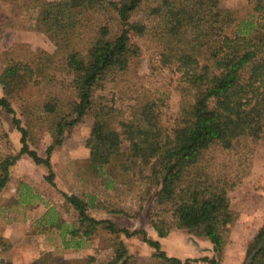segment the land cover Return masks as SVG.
Returning <instances> with one entry per match:
<instances>
[{
	"label": "trees",
	"instance_id": "1",
	"mask_svg": "<svg viewBox=\"0 0 264 264\" xmlns=\"http://www.w3.org/2000/svg\"><path fill=\"white\" fill-rule=\"evenodd\" d=\"M144 1H34L32 27L55 49L9 56L0 72V109L20 135L19 153L0 160V194L9 168L24 155L47 168L44 180L54 187L55 147L90 117L81 180L100 179L105 193L129 199L134 216L151 200L149 223L159 238L183 230L207 239L215 256L169 257L145 231L91 216L89 210L103 204L93 193H61L75 219L69 226L50 207L41 220L49 239L59 238L63 250H78L105 232L114 237V256L105 264H133L121 237H141L160 264H222L228 226L239 218L229 191L249 174L256 146L264 142V0H246L236 9L224 8L222 0H157L143 9ZM133 38L146 41L158 67L178 76L191 94L169 126L162 119L163 97L132 80L142 56ZM36 131L53 139L45 157L31 148ZM122 135L131 138L128 151L121 149ZM115 206L105 211L129 214ZM10 248L0 236V251ZM28 264L85 260L49 250ZM242 264H264V223L246 245Z\"/></svg>",
	"mask_w": 264,
	"mask_h": 264
},
{
	"label": "rangeland",
	"instance_id": "2",
	"mask_svg": "<svg viewBox=\"0 0 264 264\" xmlns=\"http://www.w3.org/2000/svg\"><path fill=\"white\" fill-rule=\"evenodd\" d=\"M35 0H0V72L5 66L6 58H23L24 53L35 50H44L48 53L54 52V46L46 39L45 35L35 31L32 27L31 19L34 17ZM157 0H145L143 9L156 3ZM247 5L246 0H222L221 6L224 8L236 9ZM133 42L138 43L142 50L141 58L133 66L132 80L145 86L157 95L163 97L165 105L163 108V122L170 125L179 115L181 107L191 101V94L183 89L179 77L169 73L167 70L158 67L154 60L152 49L149 44L141 39L133 38ZM14 45H24L22 48L11 51ZM108 91V89H107ZM106 92V91H105ZM105 92H98L105 93ZM3 89L0 85V97ZM14 109L18 112V105L13 103ZM92 120L85 117L79 124L70 128L64 136L61 146L55 147L52 158L54 164V181L56 186H50L44 177L49 174L47 168L43 166L35 167L34 163L23 156L24 161L17 162L9 168L10 179L7 187L0 194V236L4 237L11 248L5 252L0 251V264H28L42 252L49 250L58 251L67 260L84 259L85 264H105L114 256V249L110 246L114 237L102 231H97L89 242L78 250H63L59 238L53 236L49 239L48 227L37 221L48 213L49 208L55 209L56 216L70 226L74 222V210L64 202L61 193L95 194L97 200L103 204L100 208H91L89 214L97 219H110L119 227L129 230H143L148 238L157 240L161 248L169 257L180 260H196L202 257H214L212 245L205 238L194 236L183 230H173L165 238H159L149 223V212L152 201L145 205L144 211L134 216L130 212L131 203L114 196V192L105 193L100 185L101 180L95 181L81 180L83 168L81 165L87 157L85 141L89 136ZM20 135L11 122V116L0 109V160L6 157L15 156L19 153ZM121 149L128 151L131 147V138L122 135L120 137ZM31 148L35 149L39 156L45 157L47 147L53 144V139L47 131L34 134V141ZM259 151L256 162L258 166L264 164V142L256 146L255 152ZM260 149V150H259ZM221 157V155H220ZM219 157V158H220ZM255 160V153L252 164ZM251 168L250 171L251 172ZM53 171V170H52ZM264 173V169H259ZM257 184L259 188L245 186L243 178L239 184L233 186L229 191L231 208L239 214V218L228 226V236L223 256L222 264H242L246 245L257 232V227L263 219L260 213L264 211V183L261 175L258 176ZM33 194L34 199L29 205H19L17 193L20 187ZM251 190V191H250ZM252 192L255 197L251 198ZM116 193V192H115ZM120 196V195H119ZM124 198V197H123ZM21 200H27L26 195H22ZM118 201V202H117ZM123 206L129 214L105 211L107 208L113 209L112 204ZM129 207V208H128ZM129 254L132 256L133 264H160L158 260L152 258L153 250L149 248L141 237L124 238L121 237ZM89 259H92L89 260ZM193 264H207L194 262Z\"/></svg>",
	"mask_w": 264,
	"mask_h": 264
},
{
	"label": "crops",
	"instance_id": "3",
	"mask_svg": "<svg viewBox=\"0 0 264 264\" xmlns=\"http://www.w3.org/2000/svg\"><path fill=\"white\" fill-rule=\"evenodd\" d=\"M258 154H259V151L257 149V151L255 152V160L253 161V165H252V168H251V172H249V174L245 177V180H244L245 186H248V187L251 186V188L253 187L252 191H254V189L256 188V186H257V188H259V185L260 184H257V182L259 181V179H258L259 178L258 177L259 175L262 176L260 178L263 179V183H264V173L259 171V169H264V164L261 165V167L258 166V163L256 162V159L258 157ZM52 157L53 156H51L50 161H51L53 173H55L54 164H53V158ZM20 159H21L20 161H24L23 156H21ZM35 167L37 168L36 165H35ZM54 184L57 187L56 181H54ZM57 188L58 189H61V187H59V186ZM26 192L27 191L23 188V186H21L20 189L18 190V193H17V201L16 202L19 205L20 204L21 205H29L30 202H31V200L34 199V195L33 194H26ZM28 192H30V190ZM254 194H258V193L257 192H252L251 198L252 197H255ZM22 195H26L27 196V200H21L20 198H21ZM261 204L264 205V202H261ZM258 209H260V212H261L260 214L263 215L262 216L263 219L260 221V224L258 225L257 230L264 223V211H262L261 208H258ZM44 215H43V217H44ZM43 217H41L40 219L42 220ZM41 220L38 219L37 221H41Z\"/></svg>",
	"mask_w": 264,
	"mask_h": 264
}]
</instances>
